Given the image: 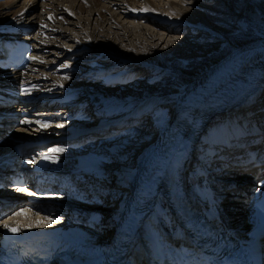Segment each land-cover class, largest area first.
<instances>
[{"label":"bare ground","instance_id":"obj_1","mask_svg":"<svg viewBox=\"0 0 264 264\" xmlns=\"http://www.w3.org/2000/svg\"><path fill=\"white\" fill-rule=\"evenodd\" d=\"M214 1L222 4L224 0H0V39L18 37L33 44L30 62L24 70L0 71V116L14 124L3 138V144L12 145L18 140L50 139L48 146L55 147V150L68 145L70 148L65 149L74 155L87 153L82 163H85L86 174L90 177L93 174L92 183H97L105 180L95 179L102 177L104 171L105 160L102 157L122 150L127 152L125 149L132 141L129 143L130 139L125 135L112 136L115 127H112L111 133L109 128L103 132L96 131L121 113L139 106L144 99H147L148 106H139V110H135L129 119L130 124L138 117L140 122L145 113L148 116L164 103L172 105L170 119H164L159 113L154 116L158 128L155 138L142 144L143 135L136 131L140 135L136 140L142 144L137 148H143L135 158L131 160L128 157L124 161L121 167L124 177H112V181L129 186L137 169L130 183L131 196L128 195L131 190L127 186L123 189L118 183L114 186V182L108 185L109 181H102L103 184L93 185L98 187L101 184L102 188H99L104 196H111L114 192L113 196L117 199L116 202L111 199L108 209H105L100 197H96V200L99 199L101 205L62 197L43 199L39 202L40 206L51 207L49 214L13 212L2 208L1 211L7 215L0 218V249L12 237L27 235L28 227H43L52 234L77 236L93 244L103 243V238L110 239L116 231L120 211L131 206L126 203L133 201L138 178L144 174L152 158H156L157 162L150 188L156 190L153 194L158 221L168 231L182 227L173 194V177L198 139L202 146L204 142L209 143L207 152H210V156L207 155L205 161L201 158L204 152L196 157L198 165L193 170L197 172V177L189 174V187L201 199V187L218 184L216 174L211 170L207 174L203 165L214 160L211 154L219 151L214 144L225 147L234 133L243 137L249 131H264V106L261 104L264 97L261 95L258 98L262 93L259 92L260 85L264 84V38L248 46L232 44V52L225 58L211 60L195 71L183 72V77L170 86L167 95L162 92V83H149L154 78V71L169 67L174 51L190 58L218 48L217 44L221 43L226 33L225 28L215 24L206 11ZM246 6L250 7L248 2ZM242 8H245L244 4H241ZM111 59L116 62L107 61ZM233 62L240 63L229 71L227 68ZM125 63L130 65L128 70L123 71L125 75L111 74L110 70L119 69ZM142 71H148L150 75L144 77L140 75ZM133 73L139 78L126 81L125 77L133 76ZM7 90H18L19 96L11 97ZM240 91L243 97L239 96ZM227 109L242 113L247 119H237L229 127L223 125L230 123L228 119L235 115L228 111L229 116L225 114L221 116L222 119L219 117L221 126L217 132L207 131L201 136L207 121ZM42 119H46V122L42 123ZM76 134L79 135L76 137ZM254 135L258 136V133ZM87 137L103 138L97 140L102 143L88 142L86 148L80 149L79 145L84 142L82 139L86 140ZM260 140H263V136ZM260 143L253 142V146H256L253 150L259 149ZM55 152L46 155L47 159L44 156L41 163H48L50 155ZM261 156L262 153L257 155V161ZM236 168L231 173H243L245 185L259 190L257 185L252 186L250 177L246 175L253 169L244 172ZM84 179L85 174L71 176V190L81 192L80 189L90 185L91 181L85 182ZM241 181L240 178L238 182ZM109 188L114 190L110 191ZM124 190H127L126 195H117V192L123 193ZM86 192L101 196L95 190ZM232 201L227 202L232 208L226 209L229 215L225 216L224 222L238 224L236 228H240L236 232L244 236L242 230L249 227L246 217L253 201L248 207L241 205L240 201ZM53 216L56 217L51 220ZM5 224L8 228L4 227ZM175 232H170L172 237ZM262 243L264 247V239Z\"/></svg>","mask_w":264,"mask_h":264},{"label":"rangeland","instance_id":"obj_2","mask_svg":"<svg viewBox=\"0 0 264 264\" xmlns=\"http://www.w3.org/2000/svg\"><path fill=\"white\" fill-rule=\"evenodd\" d=\"M246 2L249 3L250 7L246 6ZM241 4H244L246 9L245 8L240 9ZM240 10H242V11H240ZM206 11L208 12L209 16L211 17L212 21L215 24H218L220 26V28H225L226 34L224 37L221 38V43L217 44L218 48L217 47L211 48L210 50H206L204 53L193 55L190 58L186 57L185 54H180V53H177L176 51H174L172 53L173 54L172 60H171V63L169 64V67L160 68L159 70L154 71V73L156 72L155 74L152 73L154 78H153V80H151L149 82L150 84L162 83L163 84L162 92L164 93V95H167L169 93V91H170L169 88L173 83H175L176 81L180 80L183 77V72L195 71L196 69L203 68L204 66H206L211 60H214L217 58H225L227 55L231 54V52H232L231 45L232 44L248 46V45L256 42L258 39L264 38V0H224V1H222V4H218L214 1V2L210 3L209 11L208 10H206ZM212 40L214 41V38ZM218 40H220V39H218ZM63 61H65V59ZM107 61H109V63L116 62L115 59H111V60H107ZM57 66H58V64H56L55 68H57ZM129 66H130L129 64L125 63L119 69H116L114 71L110 70L111 74L112 75H121V76L125 75L124 72L129 69ZM147 73H148V71H142V72H140V75H142L144 77H148L150 74H147ZM132 75L133 76L125 77V80L129 82L131 80L139 78L136 73H133ZM239 93H241V91ZM243 95H244L243 93L239 94V96H241V97H243ZM259 96H261V94L258 95V98H260ZM261 104L264 106V100L261 102ZM130 107H131V105H130ZM171 111H172V105L169 102H168V104L164 103V104H162V106L157 107V109L154 112L150 113L148 116H146V114H145L141 118L140 122H139L140 119H138L137 121H133L132 124L126 123V124H124V126L120 127L117 131H115L113 133L114 135H112L115 138L117 136L123 137L125 135V136H127V138L130 139L129 143L131 141L132 142L130 143V146H128L127 149H125V150H127V152H122L123 150L121 149L122 151H120V152H117V153L113 152L112 155L107 154V155H104L102 157L105 160V161H103L104 168L105 167L108 168L106 170V175L108 173L110 175H113V173L109 172V171L112 170V168L114 169V167L121 170V167L123 166L124 161H126L128 159V157H131V160L133 158H135L137 156L139 150L141 148H143V146H141L140 148H137L139 146V144L142 145L146 141H149L151 138L153 139L157 136V132H156L157 126L154 122V118H155L154 116L156 114L159 113L161 115V117H163L164 119L167 118L166 120H168V119H170ZM88 114H89V112H88ZM222 114H223V112L212 116L207 121V124L204 125V127L202 128V133H207V131L209 133L217 132L219 130V126H221L220 118L222 119V117H221ZM226 116H229V115L227 114ZM231 118L228 119L231 121L230 123H226L223 125H226L229 127V126L235 124L234 121L237 119L241 120V121H243V119H245V118L247 119V117L245 115L240 116V114H239V117H238V115H234V117L232 119ZM239 118H241V119H239ZM154 127H155V129H154ZM111 130L112 129H110V131ZM147 130H149V131H147ZM136 131H139V133L143 135V140H142L143 143L142 144H141L140 140H136L137 137H138V139L140 138V135ZM116 133H118V134H116ZM148 133H149V135H148ZM202 133L200 135H202ZM87 138L90 140H87L84 143H82L83 145L80 144L79 145L80 148H83L84 146H86L88 142L100 145L102 143V141L97 142V140L103 139V138L94 139V137L93 138L87 137ZM109 140H112V139H109ZM103 141H107V140L104 139ZM89 143H88V145H89ZM199 144H200V141L198 139V141L193 145V148ZM256 144H258V143H256ZM261 145L262 144H259L258 146L261 147ZM62 146H60V149H63V148L65 149V147H69L68 145L67 146L65 145L63 147ZM251 147L254 148L256 146H253V144H251ZM60 152H61V154L58 155V158L55 159L59 163L58 164L59 168H63L67 164L72 163L74 161L75 155L73 152H69L68 149L67 150L65 149L64 151H60ZM234 153H236L237 155L240 154V152H235V151H234ZM248 170H250V169H248ZM245 172H247V170ZM247 173H246V175H247ZM112 177H109V178L112 179ZM86 179H92V176L91 177L88 176V177H86ZM109 181H111V180H109ZM186 181H187V179H186ZM92 182L93 181H91L90 185H88V187H86L83 190L85 191L87 189L89 191L90 190L93 191V190L98 189V191H100L99 186L96 187L97 185L94 186L93 184H97V183L103 184V182L102 181H99L97 183H92ZM113 185L115 186L116 184H113ZM253 185L255 186L256 183L254 182ZM120 188L125 189L126 187H120ZM109 190L112 191L114 189L109 188ZM124 191L125 192H123V193L117 192V195H121V194L126 195V190H124ZM107 194H109V192ZM113 195H114V192L111 196L107 195V197L109 198V199H107V198H104L102 196H98L95 194L91 195V194L86 192L84 198H85L86 203L88 202L89 204L101 205V203L99 202V199L96 200V197H98V198L100 197V198H102V200L104 202V206H106L105 209H108L110 207L109 203L112 202L111 199H113L114 202L117 201L116 197ZM105 199H107L108 202ZM97 202H99V203H97ZM113 205L114 204H111V206H113ZM101 237L102 238L104 237L103 234Z\"/></svg>","mask_w":264,"mask_h":264},{"label":"snow or ice","instance_id":"obj_3","mask_svg":"<svg viewBox=\"0 0 264 264\" xmlns=\"http://www.w3.org/2000/svg\"><path fill=\"white\" fill-rule=\"evenodd\" d=\"M142 10H146V9H142ZM45 127H46V125H45ZM51 151V150H50ZM55 151H63V149H56ZM48 157L47 156H45V159H47ZM21 191H24L25 189H20ZM4 227L5 228H8V225L7 224H5L4 225ZM11 230V229H10Z\"/></svg>","mask_w":264,"mask_h":264}]
</instances>
